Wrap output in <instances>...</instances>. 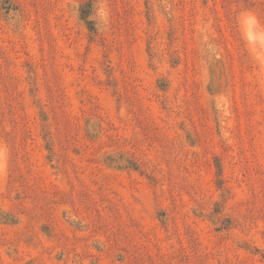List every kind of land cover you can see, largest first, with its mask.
<instances>
[{
    "label": "rangeland",
    "instance_id": "obj_1",
    "mask_svg": "<svg viewBox=\"0 0 264 264\" xmlns=\"http://www.w3.org/2000/svg\"><path fill=\"white\" fill-rule=\"evenodd\" d=\"M0 264H264V0H0Z\"/></svg>",
    "mask_w": 264,
    "mask_h": 264
},
{
    "label": "trees",
    "instance_id": "obj_2",
    "mask_svg": "<svg viewBox=\"0 0 264 264\" xmlns=\"http://www.w3.org/2000/svg\"><path fill=\"white\" fill-rule=\"evenodd\" d=\"M85 19V18H84ZM89 23V22H88Z\"/></svg>",
    "mask_w": 264,
    "mask_h": 264
}]
</instances>
